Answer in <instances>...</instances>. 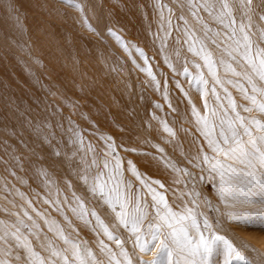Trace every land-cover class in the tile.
<instances>
[{
  "label": "rangeland",
  "instance_id": "374dc122",
  "mask_svg": "<svg viewBox=\"0 0 264 264\" xmlns=\"http://www.w3.org/2000/svg\"><path fill=\"white\" fill-rule=\"evenodd\" d=\"M227 3L236 38L242 40L243 23L249 55L258 62L257 51L264 50V0ZM220 12V0H0V235L5 225L14 231L11 226L23 219L32 230L33 249L47 258L50 252L41 243L68 247L48 230L45 220L55 221L82 249L92 251L96 264H109L111 258L101 241L122 259L91 215L94 210L135 260L130 233L99 193L90 191L97 176L109 186L115 183L110 177L118 156L122 176L116 178L122 189L147 203L148 212H154L151 193L131 173L129 161L174 210L198 206L201 228L207 218L245 257L230 264H264V219L233 222L225 215L256 206L231 209L221 202L219 177L210 168L216 160L232 161L211 150L192 112L195 107L209 117L222 145L220 120L225 112L234 115L229 96L242 115L264 121V114L244 113L240 107L250 105L241 88L253 94L245 74L257 88L264 89V81L240 54L244 48L236 51ZM198 76L206 81L199 89ZM223 128L231 138L227 124ZM238 131L246 141L243 129ZM252 132L262 134L254 127ZM81 203L87 211L83 219L78 218ZM0 261L31 264L27 250L11 240L0 241ZM211 264H225L222 245Z\"/></svg>",
  "mask_w": 264,
  "mask_h": 264
},
{
  "label": "snow or ice",
  "instance_id": "6c2138e0",
  "mask_svg": "<svg viewBox=\"0 0 264 264\" xmlns=\"http://www.w3.org/2000/svg\"><path fill=\"white\" fill-rule=\"evenodd\" d=\"M240 2L243 5L245 0H240ZM247 3L251 4V0H247ZM220 4V22L226 28L231 29L229 38H235L236 51L239 53L240 47L244 48L243 53L240 54L259 80L264 81V50L257 51L258 62L256 58L249 55L251 41L247 33H245V25L243 23L239 25V30L243 34L242 40L236 38V29L233 27L236 21L232 16L227 0H220ZM77 7L79 6L77 5ZM224 17H229L230 22L225 23ZM261 19L264 20V16H261ZM112 35H115V33H112ZM117 39L119 40V37ZM138 51L140 50L138 49ZM140 54L141 56L144 55L142 51H140ZM229 54L231 55V53ZM205 61L208 64L209 71L215 77L216 73L211 59L206 56ZM184 71L187 74L188 70L186 68ZM149 75H151L150 72ZM245 77L252 84L253 94L249 95L245 89L241 88V91L245 93V99L250 101V105L240 106L242 111L249 114L252 111L264 114V100L258 99L257 95H255V93H259L261 97H264V89L257 88L250 75L245 74ZM194 79L198 89L200 85L206 84L202 76ZM217 83H220V81L217 80ZM213 93H215L214 88ZM229 105L234 115L228 116L227 112H225L226 118H221L220 120L221 129L219 135L223 139V145L215 138V125L209 117L200 115L195 107L192 109L197 122L202 125V132L211 150L214 153L222 154L225 161H232V163H225L221 160H216L211 165L210 173H216L219 177L218 195L226 208L235 209L237 205L256 206L253 210L227 211L225 215L229 220L239 222L257 217L264 219V121L250 115H242L240 111H237V104L230 96ZM205 106L207 107V105ZM211 115L213 117L217 115L215 109L212 110ZM224 124H227L228 130L231 132V138L225 134ZM253 127L262 134L253 135ZM238 128H242L243 135L248 137L246 141L241 139ZM166 130L171 131V129ZM108 147L111 149L113 145L109 144ZM203 161L209 163V157L204 155ZM128 165L131 173L151 193V198L154 202L152 204L154 212H148L147 203L142 204L133 193L122 189V181L116 178L117 176H122L121 159L118 156L115 158V175L110 177L115 183L109 186L108 181L100 182L99 176L94 178L90 191L93 194L99 193L103 202L115 214L119 226H122L130 233V238L133 239V248L138 250L139 253L134 260L124 247L122 239L113 235L93 210L91 215L96 218L97 223L108 239L114 241L120 249L119 255L122 259H118L115 254H112L107 245H104L103 241H101V250H108L110 253L109 264H113V262L114 264H211V258L217 245L223 246L225 264H230L233 258L245 260V257L229 240L213 230L207 218L203 221V229L201 228L199 217L202 213L199 212L198 206L188 207L185 204L180 210H174L163 194L152 188L141 178V174L131 161L128 162ZM104 166L105 168L108 167L107 162H105ZM82 179L87 183L88 177L86 175ZM201 179H204V177ZM212 179H215V177H212ZM153 183L159 184L161 188L164 187L160 181H154ZM127 188H131L130 181L127 182ZM193 204L195 205V200H193ZM80 209L78 218L83 219L87 215L83 203L80 204ZM72 210L73 212L76 211V209ZM24 216L28 220H32V217L27 212L24 213ZM67 219L65 216V220ZM2 223L0 222V224ZM45 223L48 224V230L55 232L59 239L63 241V244L68 247L59 249L53 246L51 241H49L47 246L41 243V248L50 252V256L47 258L41 256L32 247L29 239L32 230L23 219L11 226L15 229L14 231L5 225L3 234L0 235V241L8 244L11 240L16 245H22L28 252L31 264H61V261L62 264H73V259L75 264H96L90 249L86 247L82 249L81 244L65 235L63 229L56 225L55 221L49 223L45 220ZM33 225L39 227L35 225L34 221ZM54 225L56 226L54 227ZM69 226H71L70 221ZM24 230H27L28 234H25ZM154 251L156 255L152 259H144V256H150ZM0 264H6V261H0ZM246 264H250V262L246 261Z\"/></svg>",
  "mask_w": 264,
  "mask_h": 264
},
{
  "label": "clouds",
  "instance_id": "9594fccd",
  "mask_svg": "<svg viewBox=\"0 0 264 264\" xmlns=\"http://www.w3.org/2000/svg\"><path fill=\"white\" fill-rule=\"evenodd\" d=\"M155 255H156V252L154 251V252L149 256V260L152 259Z\"/></svg>",
  "mask_w": 264,
  "mask_h": 264
},
{
  "label": "bare ground",
  "instance_id": "6f19581e",
  "mask_svg": "<svg viewBox=\"0 0 264 264\" xmlns=\"http://www.w3.org/2000/svg\"><path fill=\"white\" fill-rule=\"evenodd\" d=\"M261 83V82H260ZM252 115V114H251ZM138 252V250H137ZM139 254V253H138ZM144 259H149V256H144Z\"/></svg>",
  "mask_w": 264,
  "mask_h": 264
}]
</instances>
